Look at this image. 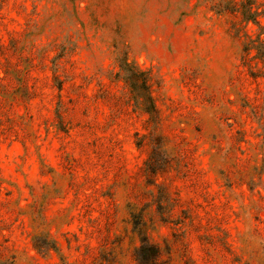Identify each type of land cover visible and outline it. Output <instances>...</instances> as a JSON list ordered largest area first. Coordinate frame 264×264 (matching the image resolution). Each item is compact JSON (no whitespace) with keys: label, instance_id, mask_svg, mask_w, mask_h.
<instances>
[{"label":"rangeland","instance_id":"obj_1","mask_svg":"<svg viewBox=\"0 0 264 264\" xmlns=\"http://www.w3.org/2000/svg\"><path fill=\"white\" fill-rule=\"evenodd\" d=\"M264 0H0V264H264Z\"/></svg>","mask_w":264,"mask_h":264},{"label":"trees","instance_id":"obj_2","mask_svg":"<svg viewBox=\"0 0 264 264\" xmlns=\"http://www.w3.org/2000/svg\"><path fill=\"white\" fill-rule=\"evenodd\" d=\"M231 13H238L242 22L252 23L258 27L255 39L247 37V42L243 44L242 51L247 55H254L255 59L264 61V26H261L256 19L257 13L252 10L251 4L234 6L229 9ZM159 258V249L154 245H149L146 239H141V245L135 251L137 264H156Z\"/></svg>","mask_w":264,"mask_h":264}]
</instances>
